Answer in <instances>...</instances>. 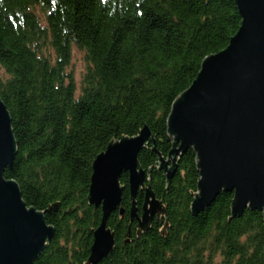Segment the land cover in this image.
<instances>
[{
  "label": "trees",
  "instance_id": "1",
  "mask_svg": "<svg viewBox=\"0 0 264 264\" xmlns=\"http://www.w3.org/2000/svg\"><path fill=\"white\" fill-rule=\"evenodd\" d=\"M240 25L234 0H0V100L17 145L3 179L53 229L32 264H86L101 218L87 200L92 163L143 127L150 141L138 167L166 215L138 235L122 173L120 205L107 220L114 248L99 264H264L262 211L232 217L233 194L221 191L193 214L192 148L170 178L157 166L173 146V103ZM73 48L85 62L78 85L68 71ZM145 187L134 197L138 215Z\"/></svg>",
  "mask_w": 264,
  "mask_h": 264
},
{
  "label": "water",
  "instance_id": "2",
  "mask_svg": "<svg viewBox=\"0 0 264 264\" xmlns=\"http://www.w3.org/2000/svg\"><path fill=\"white\" fill-rule=\"evenodd\" d=\"M234 3L241 25L224 50L202 62L195 81L173 103L167 120L173 146L157 166L170 178L178 157L192 148L200 175L193 214L228 191L233 194L232 217L246 209L264 216V0ZM149 141L150 131L143 127L134 137L109 143L93 161L87 200L99 208L101 218L86 264H99L113 251L114 234L107 220L120 205L122 173L129 176V218L137 221L136 233H146L153 219L165 217L162 202L144 186L148 172L137 163ZM16 147L9 113L0 100V264H32L53 238L43 214L28 209L17 185L3 179L14 163ZM144 187L139 216L134 197ZM57 206L50 209L56 211Z\"/></svg>",
  "mask_w": 264,
  "mask_h": 264
},
{
  "label": "rangeland",
  "instance_id": "3",
  "mask_svg": "<svg viewBox=\"0 0 264 264\" xmlns=\"http://www.w3.org/2000/svg\"><path fill=\"white\" fill-rule=\"evenodd\" d=\"M84 68L85 62H83V53L73 48L68 71H71L70 73L74 75L76 85L80 82Z\"/></svg>",
  "mask_w": 264,
  "mask_h": 264
},
{
  "label": "bare ground",
  "instance_id": "4",
  "mask_svg": "<svg viewBox=\"0 0 264 264\" xmlns=\"http://www.w3.org/2000/svg\"><path fill=\"white\" fill-rule=\"evenodd\" d=\"M140 215H141V214H140ZM140 215H139V216H140Z\"/></svg>",
  "mask_w": 264,
  "mask_h": 264
}]
</instances>
